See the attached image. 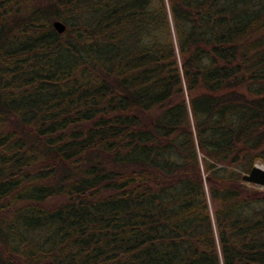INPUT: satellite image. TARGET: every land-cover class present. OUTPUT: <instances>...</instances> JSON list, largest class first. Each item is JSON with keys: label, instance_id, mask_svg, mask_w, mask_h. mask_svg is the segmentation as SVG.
<instances>
[{"label": "trees", "instance_id": "16d2710c", "mask_svg": "<svg viewBox=\"0 0 264 264\" xmlns=\"http://www.w3.org/2000/svg\"><path fill=\"white\" fill-rule=\"evenodd\" d=\"M256 165L264 0H0V264H264Z\"/></svg>", "mask_w": 264, "mask_h": 264}, {"label": "water", "instance_id": "95a60500", "mask_svg": "<svg viewBox=\"0 0 264 264\" xmlns=\"http://www.w3.org/2000/svg\"><path fill=\"white\" fill-rule=\"evenodd\" d=\"M54 30L58 34H63L65 31V26L59 21H55L52 24ZM264 166H254L248 174L242 176V181L248 185H253L264 189Z\"/></svg>", "mask_w": 264, "mask_h": 264}, {"label": "rangeland", "instance_id": "374dc122", "mask_svg": "<svg viewBox=\"0 0 264 264\" xmlns=\"http://www.w3.org/2000/svg\"><path fill=\"white\" fill-rule=\"evenodd\" d=\"M258 166H264V165H258Z\"/></svg>", "mask_w": 264, "mask_h": 264}, {"label": "bare ground", "instance_id": "6f19581e", "mask_svg": "<svg viewBox=\"0 0 264 264\" xmlns=\"http://www.w3.org/2000/svg\"><path fill=\"white\" fill-rule=\"evenodd\" d=\"M264 168V167H263Z\"/></svg>", "mask_w": 264, "mask_h": 264}]
</instances>
